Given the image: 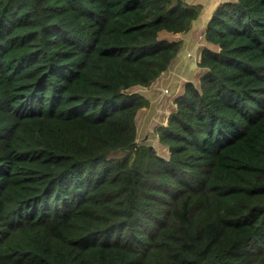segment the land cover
Masks as SVG:
<instances>
[{
	"label": "trees",
	"instance_id": "16d2710c",
	"mask_svg": "<svg viewBox=\"0 0 264 264\" xmlns=\"http://www.w3.org/2000/svg\"><path fill=\"white\" fill-rule=\"evenodd\" d=\"M200 11L0 0V264H264V0L215 9L170 154L136 141Z\"/></svg>",
	"mask_w": 264,
	"mask_h": 264
},
{
	"label": "crops",
	"instance_id": "0c3cea01",
	"mask_svg": "<svg viewBox=\"0 0 264 264\" xmlns=\"http://www.w3.org/2000/svg\"><path fill=\"white\" fill-rule=\"evenodd\" d=\"M224 1H232V0H189L190 3L200 4L201 11L198 17L193 20L192 25L188 31L171 33L174 35L172 36L173 38L182 40V46H181L180 52L178 53L176 58L173 60L170 67L166 71H164L156 80H154L151 83V84H155L153 89H150V90L147 89L146 91L142 90L145 96L149 99V104L146 106H143L137 112L136 120H137V125H138L137 126L138 135L141 131L143 132L145 127L148 126L149 121H151L152 119L154 120V118H156L155 117L156 114H159L160 112H162L163 106L159 105V102L162 99L164 100V96H162L161 94L163 93L162 90L165 91L164 88H166L168 89V91H165V92H170L174 90V88L177 89L179 87V81L177 80V77H178L177 75L179 74V71H184L188 67H191L192 65H195L198 68H201L198 63H199V59H200L203 47L204 46L214 47V45L211 44L206 39L205 36L201 38L202 41L201 39L197 41L195 33L198 30H201V29L203 30L206 28L217 6L220 5ZM188 52H191L192 55H187ZM196 57H199V59H197ZM203 72L204 71L201 68L199 79L202 76ZM190 81H193V80H190ZM182 90H184V88ZM153 94H157V96ZM171 110H169L168 112H170ZM161 116H162V113H161ZM139 117H140V120L143 118L141 123H139Z\"/></svg>",
	"mask_w": 264,
	"mask_h": 264
},
{
	"label": "rangeland",
	"instance_id": "374dc122",
	"mask_svg": "<svg viewBox=\"0 0 264 264\" xmlns=\"http://www.w3.org/2000/svg\"><path fill=\"white\" fill-rule=\"evenodd\" d=\"M205 29L198 30L195 33L197 41L204 37ZM162 35L167 36V37L174 36L173 34L166 33V32L162 33ZM201 41H202V39H201ZM196 58L199 59L198 57H196ZM200 73H201V68H198L197 66L192 65L191 67H188L184 71H179V74L177 75L178 76L177 80L179 81V87L177 89L174 88V90H172L170 92H165L166 88H164L165 91L162 90V92L164 94L163 93H161V94H162V96H164V100L162 99L159 102V105L163 106V110L159 114H156L155 117L157 119L154 118V120L152 119L151 121H149L148 126L144 128L143 132L141 131L139 133L138 138L136 139V141L138 143H143V142L150 143V144L155 146L158 153L165 155V156H168L170 154L169 147L160 142L159 132L157 129L161 125L167 124L168 117H169L170 113L176 109L175 99L183 91L182 89L185 87V84L190 80L195 81V83H199ZM154 85L155 84H150V85H148L146 87H142V88L136 87V88H134V90H132V92H140L142 90L146 91L147 89L150 90V89H153ZM180 90H182V91H180ZM153 95L157 96V94H153ZM160 108H162V107H160ZM169 110H171V111L168 112ZM158 111H160V110H158ZM161 113H162V116H161ZM142 119L140 120V117H139V123L142 122ZM124 153H125L124 150H119L114 154V156L123 155Z\"/></svg>",
	"mask_w": 264,
	"mask_h": 264
},
{
	"label": "built area",
	"instance_id": "2783aa9c",
	"mask_svg": "<svg viewBox=\"0 0 264 264\" xmlns=\"http://www.w3.org/2000/svg\"><path fill=\"white\" fill-rule=\"evenodd\" d=\"M205 34V33H204ZM202 37V36H201ZM187 55H192L191 52H188ZM199 58V57H198ZM200 60V59H199ZM166 91H168V89H166Z\"/></svg>",
	"mask_w": 264,
	"mask_h": 264
},
{
	"label": "bare ground",
	"instance_id": "6f19581e",
	"mask_svg": "<svg viewBox=\"0 0 264 264\" xmlns=\"http://www.w3.org/2000/svg\"><path fill=\"white\" fill-rule=\"evenodd\" d=\"M188 41V40H187ZM191 49V48H190ZM186 54V53H185ZM183 57V56H182ZM186 60V59H185ZM176 64V63H175ZM168 75V74H167Z\"/></svg>",
	"mask_w": 264,
	"mask_h": 264
}]
</instances>
